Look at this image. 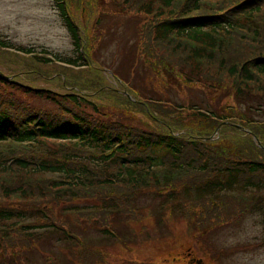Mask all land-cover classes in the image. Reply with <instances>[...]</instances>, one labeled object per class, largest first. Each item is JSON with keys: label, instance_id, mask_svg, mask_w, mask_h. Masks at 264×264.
<instances>
[{"label": "trees", "instance_id": "16d2710c", "mask_svg": "<svg viewBox=\"0 0 264 264\" xmlns=\"http://www.w3.org/2000/svg\"><path fill=\"white\" fill-rule=\"evenodd\" d=\"M124 1L129 7L118 6L115 11L124 14L135 11L151 17V22L143 23L134 33L141 40L139 59L128 72V78L132 76L129 81L135 80L142 57L153 72L164 75L170 82L179 78L177 85L182 81L192 86L200 80L197 72L211 69L219 60L220 71L212 81L230 78L232 88L227 96H233L236 102L222 104L227 96L220 98L219 104L203 97H192L189 103L150 95L141 98L135 86L136 94H131L138 102H145L147 114L156 106L164 109L165 105L169 109L166 118L151 115L159 130L131 133L115 121L106 122L105 117L94 115L91 110L104 114V106L99 107L87 94L61 95L39 89L37 95L52 101L55 108H36L25 100L19 103L20 97L13 95L22 87L26 91L32 89L7 83V92L0 97V104L5 106L0 109V264H33L32 258L36 257L31 254L42 234L48 237L47 241L59 235L77 242L74 253L80 264H105V251L89 244L76 228L86 231L94 225L105 237L126 243L129 234L123 236L126 233L123 229L135 232L131 217L136 218V212H140L137 204L148 196L146 191L161 195V207L168 209L162 214L152 213L160 226L175 208L181 214L193 213L200 203L211 204L235 195L246 203L245 214L254 210L264 216V201L244 195L250 190L264 192V157H260L264 155V107L247 104V93H252L250 86L258 85L260 90L264 87L259 79L264 78V51L240 64L230 63L226 57L237 34L241 41L249 38L254 42L262 37L264 25L255 21H264V0ZM66 4L67 0H55L78 56L50 57L49 51H45L47 57L42 52L21 49L39 64L54 62L68 68L89 65L80 29L67 12ZM1 43L0 46H7ZM166 48L168 55L163 52ZM0 81L10 80L0 74ZM231 122L240 124V128L236 127L238 133L241 127L251 131L241 141H206L219 125ZM253 137L261 143L263 151ZM23 150L34 153V157L25 156ZM188 150L194 157L185 160ZM111 188L115 193H109ZM122 189H127V194L116 192ZM45 196L48 199H43ZM209 211V208L201 211L207 215L206 220L214 219L208 218ZM201 216L198 217L203 220ZM137 218L136 222L149 220L141 218V213ZM222 218L208 223L188 220L189 226H193L191 233L203 234L212 225L222 224ZM140 226L142 231L148 230L147 225ZM56 261L46 254L44 263H36L56 264Z\"/></svg>", "mask_w": 264, "mask_h": 264}, {"label": "rangeland", "instance_id": "374dc122", "mask_svg": "<svg viewBox=\"0 0 264 264\" xmlns=\"http://www.w3.org/2000/svg\"><path fill=\"white\" fill-rule=\"evenodd\" d=\"M118 1L67 0V12L80 29L82 49L86 50L85 59L89 63L87 66H82L83 68H68L54 62L46 66L39 64L21 50L29 49L38 54L42 52L41 55L47 57H53L54 54L66 59L78 56L70 32L55 6V0H0V44L3 41L7 45L5 48L0 46V74L6 80H10L0 81L2 83L0 97L7 92L8 87H5L7 83H15L18 86L21 84L32 91H26L22 87L17 93L14 92V97H20L19 103L25 100L28 105L36 108L44 106L43 108L54 109L52 101L39 97L37 90H52V93L61 95L80 92L87 94L86 96L99 107L104 106V114H95L91 110L94 115L105 117L106 122L115 121L122 125L124 131L132 133L143 129L159 130L160 126L152 116L166 118V109H169L165 105L164 109L156 106L152 108L153 112L150 110L147 114L145 102H138L131 94V92L136 94L135 86L139 89L141 98L150 95L173 100L175 103H189L192 97L197 99L203 97L205 100L219 104L220 98L227 96L230 92L229 88H232L230 78L224 80L217 78L212 81V78L219 74V60L212 65L211 69L197 72L196 76H199L201 81H194L192 86L182 81L180 85H177L179 78L170 82L164 75L153 72L147 59L141 56L142 60L139 61L135 71V80L129 81L132 76L128 78V72L134 61L139 59L137 55L141 40L134 33L143 23L151 22V17L135 11L127 14L115 11L118 6L121 8L128 6L124 0ZM255 22L264 25L263 20ZM45 51H49V56L45 54ZM259 51H264V32L262 37L254 42H251L249 38L241 41L240 35L237 34L234 45L226 57L231 61L230 63L240 64L248 61ZM163 52L169 54L167 48ZM173 63L176 64L175 58ZM184 67L189 69V66ZM130 71L133 75V70ZM259 79H262L264 86L263 76ZM84 83H88L89 87ZM98 86L103 87L97 89ZM207 92H210L208 96ZM250 93L253 97L249 92L247 93L249 97L247 104L264 107V87L260 90L258 85H251ZM202 100L194 99L197 102ZM225 102L231 105L236 102V99L233 96H227L222 104ZM55 104L62 107L57 102ZM3 107L5 106L0 104L1 110ZM186 110H183L185 115ZM153 113L155 114L152 115ZM156 120L159 121L157 118ZM236 127L240 128L238 122L219 125L206 141L213 143L223 139L226 142L241 141L251 131L241 127L238 133ZM175 133L184 136L180 132ZM253 140L259 149L264 150V146L261 148V143L255 137ZM246 142L249 143L248 139L245 140ZM23 151L27 157L35 155L32 152ZM186 153L185 160L194 157L191 150ZM17 154L20 153L17 152ZM260 157L263 158L264 155ZM111 189L109 193H115L113 188ZM126 190H116V192L127 194ZM153 193L155 191H146L148 196L142 200L139 199L137 204L140 209V212H136L137 217H140L141 213V218L145 217L149 220L136 222V219L139 220L137 217L133 218L131 214H127L131 217L130 223L135 234L123 229L126 232L123 236L129 234L125 240L126 243L115 241L112 237H105L93 227L94 225L89 226L86 231L76 228L89 244L105 251V264H264V216L254 210H249L245 214L243 211H245L246 203L239 200L238 196H225L222 201L211 204L200 203L197 211L193 210V213L189 211L192 209H189L187 214H181L175 208L160 226L155 222L156 218H153L152 213L162 214L168 209L161 207L162 196ZM244 195L251 198L259 197V200L264 201V192L250 190ZM43 199L48 197L45 196ZM207 208L210 209L208 218L212 216L214 219L206 220L207 215H204V212L201 213ZM239 214L240 217H238ZM229 215L230 218H228ZM198 216H201L204 221ZM217 217L219 219L223 217L222 224L212 225L203 234H196V231L191 233L193 226H189L188 220H202L208 223L216 220ZM122 218L127 219L124 215ZM140 224L147 225L148 230L142 231ZM75 227L71 226V228ZM42 236L36 250L31 254L32 257L33 255L36 257L32 258L33 264L44 263L46 254L55 257L56 264H80L74 253V249L78 247L77 242L61 238L59 235L47 241L48 237L45 234Z\"/></svg>", "mask_w": 264, "mask_h": 264}]
</instances>
